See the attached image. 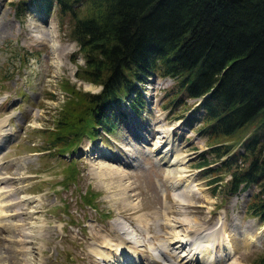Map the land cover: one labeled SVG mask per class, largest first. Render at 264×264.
I'll return each mask as SVG.
<instances>
[{
    "label": "rangeland",
    "instance_id": "rangeland-1",
    "mask_svg": "<svg viewBox=\"0 0 264 264\" xmlns=\"http://www.w3.org/2000/svg\"><path fill=\"white\" fill-rule=\"evenodd\" d=\"M32 1L0 0V178L28 200L14 215L0 195V264H24L15 224L44 225L26 245L35 264H103L93 250L108 252L109 240L124 242L120 264H175L167 248L154 246L166 222L180 234L199 228L210 247L221 242L219 264L264 258V225L245 205L254 186L225 195L229 173L200 132L195 99L172 101L169 77H147L137 116L124 104L109 132L83 136L63 155L47 149L66 85L99 88L74 76L83 58L69 38V16ZM155 249L163 261H153ZM208 259L198 254L196 262Z\"/></svg>",
    "mask_w": 264,
    "mask_h": 264
},
{
    "label": "trees",
    "instance_id": "trees-1",
    "mask_svg": "<svg viewBox=\"0 0 264 264\" xmlns=\"http://www.w3.org/2000/svg\"><path fill=\"white\" fill-rule=\"evenodd\" d=\"M33 1L69 16V38L83 58L74 76L100 88L66 85L47 149L62 153L83 136L109 132L124 101L137 116L146 77H169L172 101L195 99L200 132L229 173L225 195L254 186L246 209L264 224V0Z\"/></svg>",
    "mask_w": 264,
    "mask_h": 264
},
{
    "label": "bare ground",
    "instance_id": "bare-ground-1",
    "mask_svg": "<svg viewBox=\"0 0 264 264\" xmlns=\"http://www.w3.org/2000/svg\"><path fill=\"white\" fill-rule=\"evenodd\" d=\"M50 45H51V47L52 46L57 47L55 42H52V44H50ZM85 87H88V86H85ZM176 164H178L177 161H176ZM100 176H103V175L100 174ZM2 184H3V186L0 189V195L4 194L6 197L10 198V202H11L10 205L14 208L13 211L15 212L14 213V215H15V214H17L19 206L26 205L25 203L28 200H27V198L19 197L18 193H16L15 190L13 191L10 188V186L7 185L6 180L3 178L2 179L0 178V185H2ZM118 200H119V198H118ZM39 204L40 203L38 202L37 205H39ZM128 206H130V205H128ZM164 226H165V229H167L165 231L166 236L165 237L161 236L162 238H160V240L154 246H160L163 248V250H165L167 248L168 251L172 254V258L176 260V261H174L175 264L194 263V262H196V258L198 256V254L199 255L204 254L205 259H208V257H209V259L207 261H205L206 264H219V262H222V254L225 253V251H223L222 254L219 253V249H221V242H219L220 244L218 243L216 245V246H218V249L216 246L210 247L209 245H212L214 243H210V241H209L210 238H208L209 236L208 235H202V231L199 228H197L195 230H190V229L184 230V232L180 234L178 231L174 230L173 225H169V222H166ZM14 227L18 233V237H19L18 242L22 245L21 246V249L23 252L22 260H23L24 264H35L34 260L31 258L32 254L30 252V248H28L26 245H27V242L31 241L33 238L38 237V236L42 237L43 233H45V231H46L44 228V225H39V227L37 229H34V227L32 225L25 226L23 224H15ZM160 227H161V225H160ZM0 230H1V228H0ZM129 238L131 240H133L132 237H129ZM2 241H3V239L0 238V244ZM106 245H107L108 252L107 251H106V253L101 252V251L97 252L96 248H94L93 252L94 253L96 252V255H98V257H100L103 264L104 263L105 264H120L118 261L123 260V258H124L122 256V254L124 253V251H123L124 242L121 241V243L119 245L118 244L112 245L111 240H109L106 242ZM185 248H187V250L184 251ZM163 250H162V252H163ZM179 250L180 251L182 250L180 252V253H182V256L176 255L175 251H179ZM214 252L216 254H214ZM217 253H219V254H217ZM127 255L134 256L132 258L129 257L133 261L135 259H137V256L135 254H133L132 251L127 252ZM104 258L109 259V261L106 262V260ZM163 258H161L160 260L163 261ZM112 259H114V261H112ZM158 260L159 259L156 255V259L155 260L153 259V261H158ZM164 263L171 264V263L166 262L165 260H164ZM197 263H199V262H196L195 264H197ZM225 263L226 262H224V264Z\"/></svg>",
    "mask_w": 264,
    "mask_h": 264
}]
</instances>
